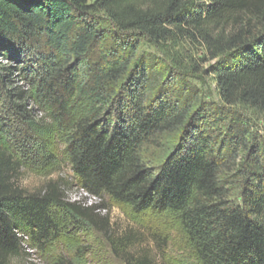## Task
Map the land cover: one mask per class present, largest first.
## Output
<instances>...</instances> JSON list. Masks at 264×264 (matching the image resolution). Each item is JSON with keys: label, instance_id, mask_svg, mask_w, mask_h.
Here are the masks:
<instances>
[{"label": "trees", "instance_id": "1", "mask_svg": "<svg viewBox=\"0 0 264 264\" xmlns=\"http://www.w3.org/2000/svg\"><path fill=\"white\" fill-rule=\"evenodd\" d=\"M138 39L203 43L212 59L220 58L211 72L223 103L264 115V0H0V57L8 61L0 65V98L8 96L17 72L11 60L37 56L43 64L31 72V95L52 107L49 118L65 138L64 156L84 192L107 196L138 215L174 218L197 264H264L259 162L238 205L229 202L224 165L201 128L160 169L149 168L146 148L185 127L191 110L162 97L147 100L145 66L133 64ZM73 59L85 67L93 62L86 80L72 73ZM16 92V112L34 132L49 134L44 119L28 115L31 92ZM2 121L0 264H12L25 247L54 246L62 216L102 231L94 208L65 202L58 182L39 193L18 185L22 166L1 133ZM113 246L126 264H154L148 256L124 257Z\"/></svg>", "mask_w": 264, "mask_h": 264}, {"label": "rangeland", "instance_id": "2", "mask_svg": "<svg viewBox=\"0 0 264 264\" xmlns=\"http://www.w3.org/2000/svg\"><path fill=\"white\" fill-rule=\"evenodd\" d=\"M106 27L103 29L108 30ZM119 37L121 42L130 40V36ZM211 57L206 46L197 41L157 44L140 40L133 64L135 68L139 64L145 66L147 100L162 97L171 103H184L191 110L185 127L159 137L158 146L146 148L144 156L152 161L149 168L157 171L172 152L191 138L189 135L201 128L214 141L224 165L221 179L229 202L238 205L242 204L246 181L250 180L255 163L262 165L264 173V115L249 107L223 103L211 72L220 58ZM72 61V73L86 80L93 62L88 61L85 67L77 59ZM7 62L0 57V65ZM10 64L17 72L12 75L8 96L0 98V119L5 142L22 166L18 185L29 193H39L49 183L58 182L65 202L94 208L93 213L103 226L102 231L88 229L62 216L54 246L46 250L25 247L12 264H54L55 258L68 264H126L125 258L114 254L113 243L124 257L148 256L154 264H197L194 251L174 218L154 212L138 215L107 196L98 198L84 192L64 156L65 138L49 118L52 107L31 95V72L40 69L43 62L27 54L25 61L11 60ZM16 91L31 92L26 103L28 115L35 121L44 119L41 123L48 127L49 134L34 132L26 118L16 112ZM42 139L45 143L41 145Z\"/></svg>", "mask_w": 264, "mask_h": 264}]
</instances>
